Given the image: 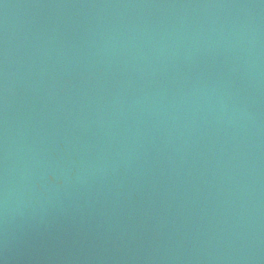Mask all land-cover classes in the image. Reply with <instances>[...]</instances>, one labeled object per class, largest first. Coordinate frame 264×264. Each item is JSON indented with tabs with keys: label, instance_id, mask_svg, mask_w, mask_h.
I'll return each mask as SVG.
<instances>
[{
	"label": "water",
	"instance_id": "obj_1",
	"mask_svg": "<svg viewBox=\"0 0 264 264\" xmlns=\"http://www.w3.org/2000/svg\"><path fill=\"white\" fill-rule=\"evenodd\" d=\"M0 264H264V0H0Z\"/></svg>",
	"mask_w": 264,
	"mask_h": 264
}]
</instances>
